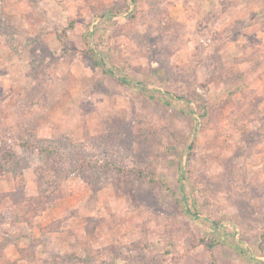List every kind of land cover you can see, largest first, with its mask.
Segmentation results:
<instances>
[{"label": "rangeland", "instance_id": "obj_1", "mask_svg": "<svg viewBox=\"0 0 264 264\" xmlns=\"http://www.w3.org/2000/svg\"><path fill=\"white\" fill-rule=\"evenodd\" d=\"M0 264H264V0H0Z\"/></svg>", "mask_w": 264, "mask_h": 264}, {"label": "trees", "instance_id": "obj_2", "mask_svg": "<svg viewBox=\"0 0 264 264\" xmlns=\"http://www.w3.org/2000/svg\"><path fill=\"white\" fill-rule=\"evenodd\" d=\"M57 35L59 37L60 40H62L63 42H65V40L67 39V31L66 29L62 30V31H59L57 32ZM96 63L98 64V66H102L103 67V70L105 73H108V74H113V71H110L109 68H107L106 66H104V64L100 61V59L98 58V60H96ZM5 148V147H4ZM3 148V150H5ZM9 148H11V145H9ZM48 154H52L54 153V150H51L49 148H45L44 149ZM5 155L3 154V157H4V160L6 161L8 158L12 157V155H14V152L11 150L9 151H6L5 150ZM81 166H84L85 165V162L84 161H81ZM89 164V163H88ZM110 165H113L114 168L117 170V174L125 177V176H134L136 177L137 179L139 180H150L151 182H154L155 181V177H146L145 175V172L142 171L141 169H137V168H125V167H122V166H116L114 165L113 163H110Z\"/></svg>", "mask_w": 264, "mask_h": 264}]
</instances>
